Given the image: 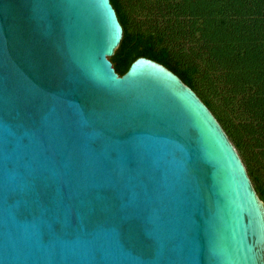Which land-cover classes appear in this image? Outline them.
Here are the masks:
<instances>
[{
	"label": "water",
	"instance_id": "95a60500",
	"mask_svg": "<svg viewBox=\"0 0 264 264\" xmlns=\"http://www.w3.org/2000/svg\"><path fill=\"white\" fill-rule=\"evenodd\" d=\"M123 36L111 0H0V264H264L235 144Z\"/></svg>",
	"mask_w": 264,
	"mask_h": 264
},
{
	"label": "trees",
	"instance_id": "16d2710c",
	"mask_svg": "<svg viewBox=\"0 0 264 264\" xmlns=\"http://www.w3.org/2000/svg\"><path fill=\"white\" fill-rule=\"evenodd\" d=\"M111 2L124 27L123 39L110 57L119 74L127 72L140 56L151 57L177 73L220 121L245 162L252 181H255L259 196L264 200V186L259 182L258 167L252 163L255 157L253 154V158L247 156L240 140L245 131L264 134V0H183L189 4L184 13L191 21L176 26L183 30L187 28L192 35L195 31L203 30L207 38L214 39L216 53L221 56L218 59L219 73L209 72L198 63L175 59L168 46L164 45L168 37L165 30H132L124 2ZM200 17L201 20L198 19ZM218 46L222 48L221 52ZM252 82L257 84L259 91L249 97L251 99L247 103L239 104L242 110L249 111L251 118L233 128L234 121L230 119L228 123L227 114L236 110L233 107L235 96L244 93L245 85Z\"/></svg>",
	"mask_w": 264,
	"mask_h": 264
},
{
	"label": "rangeland",
	"instance_id": "374dc122",
	"mask_svg": "<svg viewBox=\"0 0 264 264\" xmlns=\"http://www.w3.org/2000/svg\"><path fill=\"white\" fill-rule=\"evenodd\" d=\"M122 1L128 11L132 30L147 31L154 28H161L168 34L164 45L168 46L175 59L177 58L187 63H198L203 69L212 73L220 72L218 59H220L221 56L216 53V44L213 42L214 39L207 38L203 30L195 31L192 35L190 31H187V28L184 27L183 30L176 26V24L179 23L187 24V20L191 21L190 17L184 13L189 6L188 2H183V0ZM201 18L202 17L198 19L201 20ZM181 30L183 32H181ZM169 33L172 35H169ZM218 49L221 52L222 48L220 46H218ZM221 69L223 71L225 70L224 68ZM256 85L255 82L246 84L244 87L245 92H241V95L235 96L236 100L233 102V107L236 110H231L230 113L227 114L229 118H226L228 123L230 119L234 121L232 122L233 128L235 126H240L243 121L251 118L249 116V111L242 110L239 104L247 103V101L251 99L249 97L255 95L259 91ZM217 92L218 91L213 93L216 94ZM221 109L224 108L221 107ZM262 121L264 125V120L262 119ZM240 140L243 147H245L244 151H246L245 153L247 156L252 157L251 155H254L255 158L252 157V163L254 166L258 167L259 182L264 186V134H253L249 131H245ZM253 182L255 186V181Z\"/></svg>",
	"mask_w": 264,
	"mask_h": 264
}]
</instances>
